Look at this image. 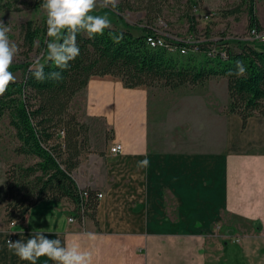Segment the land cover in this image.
Instances as JSON below:
<instances>
[{"label": "crops", "instance_id": "crops-1", "mask_svg": "<svg viewBox=\"0 0 264 264\" xmlns=\"http://www.w3.org/2000/svg\"><path fill=\"white\" fill-rule=\"evenodd\" d=\"M79 95L84 106L74 110L103 116L112 129L111 145L94 166L81 163L74 172L80 187L103 196L82 219L68 198L41 200L15 227L1 199L0 264H29L7 242L26 241L40 229L62 243L77 242L93 264H264V116L250 117L244 127L237 114L208 113L215 136H226L224 148L209 144L214 134L205 136L197 121L183 132L163 131L150 87L93 76L73 104ZM115 143L121 152L111 151ZM145 155L149 166L138 169ZM37 264L53 262L41 257Z\"/></svg>", "mask_w": 264, "mask_h": 264}, {"label": "trees", "instance_id": "trees-1", "mask_svg": "<svg viewBox=\"0 0 264 264\" xmlns=\"http://www.w3.org/2000/svg\"><path fill=\"white\" fill-rule=\"evenodd\" d=\"M165 1L140 0L147 18L142 34L113 24L111 29L93 39L84 32L78 33L80 55L66 70L56 68L47 59L43 62L45 74L60 71L62 81L38 82L29 71L31 64L21 65L22 77L0 96V120L6 117L14 129L15 152L34 161L13 164L6 171L8 222L24 221L28 211L41 200L68 198L74 204L75 216L82 219L83 215L94 214L99 192L88 187L89 194L84 196L74 176L84 155L91 150V127L73 109L74 98L88 86L93 76L120 78L127 88L162 86L168 89L203 85L211 79L224 77L229 95L227 113L239 115L244 127L250 117L264 116V49L246 36L225 32L218 39L169 40L177 47L176 51L152 47L147 36L158 29L156 20ZM243 1L248 4V32L254 28L264 30L255 12V1ZM41 2L36 0L33 6L38 7ZM188 2L191 6L186 17L193 31L197 0ZM134 9L131 0H122L118 8L112 10L121 15L125 10ZM22 30L27 46L33 50L41 28L28 20ZM110 33H123L122 41L114 43ZM183 48L187 53L181 52ZM237 61L246 65V76L227 75L234 70Z\"/></svg>", "mask_w": 264, "mask_h": 264}, {"label": "rangeland", "instance_id": "rangeland-1", "mask_svg": "<svg viewBox=\"0 0 264 264\" xmlns=\"http://www.w3.org/2000/svg\"><path fill=\"white\" fill-rule=\"evenodd\" d=\"M36 0H0V20L11 28L9 39L15 42L21 49L19 55L14 60L11 71L16 76V80L22 77L21 65L30 63L46 52L45 40L47 25L46 13L38 6L34 7ZM122 0H119L121 2ZM136 9L125 10L121 15L113 11L110 7H97L92 15H106L111 24L124 28H130L136 34H142L144 25L147 23L144 3L140 0H131ZM251 1V0H248ZM255 12L261 24L264 26V0H254ZM243 0H197V8L194 10L196 25L190 30V24L186 14L190 12L188 0H166L163 4L160 17L156 20V25L160 32L167 36L168 40L180 41L183 39L200 40L218 39L225 32L230 35L248 36V4ZM238 9L235 12H231ZM206 15L208 17H206ZM28 20H33L35 25L41 28L38 38L35 40L33 50H30L24 39L22 25ZM264 32V30H262ZM257 47H264V41H256ZM45 57L41 60L43 63ZM109 76V75H108ZM105 77V76H104ZM111 77V76H110ZM109 78V77H108ZM113 80L121 79L112 77ZM122 86H124L122 82ZM125 87V86H124ZM150 97L155 99L158 108V121L164 130L174 128L183 132L185 125L192 122H200L206 128L205 136L214 134V138H207L209 144L225 148L224 134L212 131L215 125H211L210 115L213 112L227 113L226 108L229 103L227 79L224 77L214 78L203 85H185L177 89H168L162 86L150 87ZM192 104V112L186 110V105ZM206 103L208 105H206ZM186 104V105H185ZM202 104V106H201ZM84 106L83 95H79L73 104V109L82 110ZM209 109V112H208ZM79 112V111H78ZM83 120L91 127V150L84 155L82 163L94 166L95 159L99 158L111 145L112 129L106 124L103 116H87L81 114ZM189 118V119H188ZM176 125H171L173 123ZM186 122V123H184ZM191 122V123H192ZM181 123V124H180ZM200 124V128L202 127ZM212 126V129H210ZM210 129V130H208ZM216 129V128H215ZM17 139L14 129L9 125L6 117L0 120V200L7 201L6 171L15 164H29L33 158L15 152ZM217 149V147H214ZM91 155V160L90 156ZM231 264H234L233 262ZM237 264H244L238 262Z\"/></svg>", "mask_w": 264, "mask_h": 264}, {"label": "clouds", "instance_id": "clouds-1", "mask_svg": "<svg viewBox=\"0 0 264 264\" xmlns=\"http://www.w3.org/2000/svg\"><path fill=\"white\" fill-rule=\"evenodd\" d=\"M119 0H42L40 7L46 13V52L33 60L29 71L32 77L43 82L45 79L62 81L60 71H50L45 74V64L41 60L45 57L47 61L54 63L55 67L66 70L71 61L80 55V48L77 44V34L84 32L89 39L97 35H103L106 29H111L112 24L109 18L104 15H92L96 8L111 7L118 8ZM11 28L0 20V96L8 89L9 85L15 83L16 76L10 70L11 66L19 55L21 49L9 39ZM252 38L264 41V32H252ZM114 43L119 44L123 39V33H110ZM247 67L243 61L235 63L234 70L227 75L241 78L246 76ZM149 160L137 162L138 169H146ZM16 220H11V226L15 227ZM89 239L94 234H86ZM9 250L14 251L21 261H28L29 264H37L41 257H47L53 264H93V257L90 251L84 250L77 242L62 243L60 239H51L44 229L36 230L29 234L26 241L8 240Z\"/></svg>", "mask_w": 264, "mask_h": 264}, {"label": "built area", "instance_id": "built-area-1", "mask_svg": "<svg viewBox=\"0 0 264 264\" xmlns=\"http://www.w3.org/2000/svg\"><path fill=\"white\" fill-rule=\"evenodd\" d=\"M206 17H208V16L206 15ZM253 31H255L257 33L263 32V31H258L257 29L254 28V29H252L249 32V34H248V36L246 38H248V39H250L252 41H255V42L256 41L260 42L261 40H256V39L252 38L251 34H252ZM147 40H148V43L150 44V46H152V47H155V48L164 47V48H167L169 51H176L177 50V47L170 43V41L167 39V36L162 34L160 32L159 28L156 29L154 32L149 33L148 36H147ZM194 50H197V47H195ZM181 52L182 53H187V49L183 48V49H181ZM223 54H225L224 51H223ZM122 148H123V146H122L121 143H115L114 146H112L111 151L113 153H119V152L122 151ZM88 187L89 186L81 187V189L83 190V195L84 196H88V194H89L88 190H87ZM102 196H103V193L99 192L98 193V198H101ZM82 211H84V208L82 209ZM84 217H85V215H83L82 218H84ZM14 220H16V219H14ZM73 220H74V217H70V221H73ZM16 221L18 222V220H16ZM10 224H11V221H10ZM9 239L13 241V236H10Z\"/></svg>", "mask_w": 264, "mask_h": 264}]
</instances>
